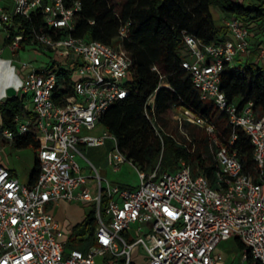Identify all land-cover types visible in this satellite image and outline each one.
Masks as SVG:
<instances>
[{
	"label": "built area",
	"instance_id": "2783aa9c",
	"mask_svg": "<svg viewBox=\"0 0 264 264\" xmlns=\"http://www.w3.org/2000/svg\"><path fill=\"white\" fill-rule=\"evenodd\" d=\"M10 2L11 10L0 7L5 40L10 39L6 28L14 16L28 19L40 13L44 30H32L30 43L62 61L36 67L17 60L23 84L15 91L24 100L29 97L28 115L16 116V131L4 130L3 135L11 144L18 135H35L39 173L32 185L20 183L0 163V264H94L97 257L106 264H217L223 257L216 247L234 237L243 246L242 262L264 264V114L251 102L238 107L220 88L225 66L238 64L237 58L252 49L264 63V22L258 25L256 45L250 43V34L257 22L235 16L224 18L225 38L218 44L202 45L186 35L187 58L181 63L200 99L225 115L230 129L227 145L234 143L236 129L249 139L252 173L243 171L236 151L220 142L209 119L186 108L178 120L208 136L216 162L212 177L194 172L184 160L178 161L175 171L160 172L158 161L150 172L136 169L138 187L128 189L100 177L77 149V144L96 147L110 140L111 168L117 171L118 164L128 161L108 131L89 133L105 110L129 94L128 54L120 45L70 35L81 9L77 0L69 5L67 0ZM126 34L125 26L119 29L120 38ZM22 41V33L16 34L6 46L17 52ZM58 68L68 72L67 94H57ZM149 100L153 108V98ZM78 156L94 169L93 176L83 173ZM89 178L94 179V193ZM60 200L93 204L95 225L88 250L66 248L58 222L46 211L47 204Z\"/></svg>",
	"mask_w": 264,
	"mask_h": 264
},
{
	"label": "trees",
	"instance_id": "16d2710c",
	"mask_svg": "<svg viewBox=\"0 0 264 264\" xmlns=\"http://www.w3.org/2000/svg\"><path fill=\"white\" fill-rule=\"evenodd\" d=\"M71 1L67 0V5ZM77 1L81 9L75 14L74 29L70 35L112 46L120 45L131 59L129 94L105 110L99 123L115 137L118 149L136 169L150 172L159 161L160 172H173L179 167L178 161L184 160L194 172L212 177L216 170L215 160L207 164L200 153L188 152L157 127V121L169 116L173 107H177L182 111L190 109L209 119L215 126L220 142L227 149L236 151L243 171L252 173L253 148L249 139L242 130L236 129L234 143L231 147L227 145L230 129L225 115L211 102L200 99L181 63L187 58L184 36H191L202 45L218 44L225 38V30L217 22L215 10L223 16L257 22L258 26L264 22V0L250 4L237 0ZM124 26L127 34L120 38L119 29ZM32 30H44L40 13L32 14L28 19L14 16L6 28L10 39L16 34L23 35L17 51L26 46H37L30 43ZM10 39H6L5 44ZM7 69V65H0V72L4 73ZM55 73L57 94L69 93L71 81L68 72L58 68ZM220 88L227 100L235 101L238 107L251 102L255 110L264 114V69L259 64L245 62L232 67L226 65L221 73ZM151 97L153 108L149 100ZM27 115L24 98L17 95L6 97L0 103V128L3 131H16L14 118ZM12 145L17 149L30 147L35 153L38 149L33 133L16 136ZM38 173L35 155L29 185L35 182ZM94 225V208L91 207L82 221L72 227L67 241H76L86 234L87 239H91ZM240 248L243 249L241 243ZM105 262L104 259L102 264Z\"/></svg>",
	"mask_w": 264,
	"mask_h": 264
},
{
	"label": "rangeland",
	"instance_id": "374dc122",
	"mask_svg": "<svg viewBox=\"0 0 264 264\" xmlns=\"http://www.w3.org/2000/svg\"><path fill=\"white\" fill-rule=\"evenodd\" d=\"M243 3H247L249 0H238ZM256 1V0H255ZM260 26V25H259ZM5 36L3 31H0V48L5 44ZM3 56H6L4 54ZM18 62H28L33 66L46 67L52 61L60 63L62 59L56 57L52 53H43L37 46H26L24 49L18 51ZM2 64V63H1ZM0 64V65H1ZM259 65L264 69V63L260 62ZM28 99L24 100L25 104H28ZM182 110L173 107L169 116L162 117L161 120L157 121V127L167 136H170L177 144L182 145L185 149L193 154L196 152L200 153L201 158L205 160L208 164L214 160L212 152L208 148L209 138H206V133L203 129L186 123L184 121H179L178 116L181 114ZM104 131V127L101 123H98L96 128L93 131H90V134L97 135L101 134ZM4 146L0 153L2 156L6 157L9 164L16 168L18 171H26L29 167L30 161L33 157V149L21 148L17 149L14 146L10 145L7 140L4 138L3 130L0 128V148ZM77 149L80 153L95 167L100 177L105 178L111 182H117L121 187L128 189H136L138 187V176L136 168L129 161L118 164V170L114 171L108 162V155L113 151V145L110 140H106L103 145L96 147H88L84 144H77ZM76 161L82 166V162L79 157L76 158ZM84 172L93 176L94 169L90 165H86ZM169 172H172L169 170ZM20 183L26 184V181L23 179H18ZM94 179L90 178V182H93ZM93 193V192H92ZM47 209V207H46ZM87 210V209H86ZM85 236V237H84ZM82 237L77 238L76 241H67V249H79L81 251H86L92 243L91 239H87V234ZM240 252V251H239ZM141 254L143 251L141 250ZM241 253L236 254L237 258H240ZM95 264H101V258H95Z\"/></svg>",
	"mask_w": 264,
	"mask_h": 264
},
{
	"label": "crops",
	"instance_id": "0c3cea01",
	"mask_svg": "<svg viewBox=\"0 0 264 264\" xmlns=\"http://www.w3.org/2000/svg\"><path fill=\"white\" fill-rule=\"evenodd\" d=\"M253 2H256V1L255 0H249L247 3L245 2L244 4H250ZM0 7L6 11L11 10L10 0H5L3 2H0ZM215 14H216L217 22L223 27V31H224L225 28L223 26V21H224V18L226 16H223L222 14H220V12H218L216 10H215ZM0 31H3V30H0ZM3 33H4V31H3ZM4 36H5V34H4ZM259 40H260V31L258 29V26L256 24H255V26L252 25L251 34H250V43L252 45H254V44L256 45L259 42ZM4 42H5V40H4ZM4 54H6V56H3ZM17 60H18V51L17 52L11 51L6 46V44H4V46L2 48H0V62H6V61L10 62V64H4V65H7L8 68L10 67L11 69H13L14 74L16 76H18L20 79H22L23 73L19 70V65H18ZM236 62L238 64H244L245 62L257 63V64L260 63L257 60L255 49H252L251 53L247 56L238 57ZM0 74H3V72H0ZM3 101L4 100H0V103ZM26 107H27V104H25V110H26ZM9 144L12 145L11 143H9ZM3 147L4 146H1L0 150ZM34 156H35V152L33 150L32 161H30L28 169L26 171H22V172L18 171L16 168H14L12 165H10L7 158L2 156L1 153H0V163L3 164L5 167H7L13 173L15 178H17V180L21 178V179L26 181V184H28L29 174H30V171H31L32 166H33ZM78 157H79L80 161L82 162V166H80V167L82 168L83 173L86 174L84 172V169L87 165L86 161L82 157H80V156H78ZM112 183L118 184L117 182H112ZM88 185L91 189V192L94 193L95 183H94V181L90 182V178L88 179ZM91 207H93V204L91 202H79V201L68 202L65 200H60L57 204H47L46 211L50 215H52V217L58 222L59 227H60L61 231L63 232V237L65 240H67L68 236L71 234L72 227L82 221L86 212ZM242 251H243V249L240 248V241L235 237L221 242L216 247L215 252L221 254L223 259H222V261L218 262L217 264H251V263H249V261L242 262L240 258L239 259L237 258L236 254H238V253L242 254ZM101 264H102V260H101Z\"/></svg>",
	"mask_w": 264,
	"mask_h": 264
},
{
	"label": "clouds",
	"instance_id": "9594fccd",
	"mask_svg": "<svg viewBox=\"0 0 264 264\" xmlns=\"http://www.w3.org/2000/svg\"><path fill=\"white\" fill-rule=\"evenodd\" d=\"M0 63L10 64L8 61ZM22 84L23 81L16 76L13 69L9 67L3 74H0V100H4L6 98L8 88L19 90Z\"/></svg>",
	"mask_w": 264,
	"mask_h": 264
},
{
	"label": "water",
	"instance_id": "95a60500",
	"mask_svg": "<svg viewBox=\"0 0 264 264\" xmlns=\"http://www.w3.org/2000/svg\"><path fill=\"white\" fill-rule=\"evenodd\" d=\"M15 95H16L15 89H12V88L7 89V95H6L7 97H13Z\"/></svg>",
	"mask_w": 264,
	"mask_h": 264
}]
</instances>
